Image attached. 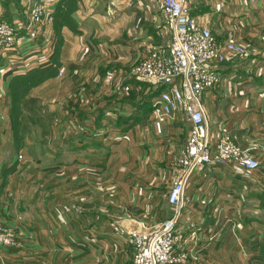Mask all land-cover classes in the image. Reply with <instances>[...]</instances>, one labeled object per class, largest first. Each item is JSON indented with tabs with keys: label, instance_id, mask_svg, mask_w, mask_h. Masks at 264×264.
Here are the masks:
<instances>
[{
	"label": "crops",
	"instance_id": "1",
	"mask_svg": "<svg viewBox=\"0 0 264 264\" xmlns=\"http://www.w3.org/2000/svg\"><path fill=\"white\" fill-rule=\"evenodd\" d=\"M31 1L12 0L7 18L0 0V21L24 19ZM184 1L214 39L247 49L212 63L220 83L202 105L212 141L225 131L261 162L192 173L175 223L184 264H264V223L240 215L244 196L264 191V0ZM161 2L59 0L48 63L21 57L35 43L22 42L10 67L0 52V222L18 241L0 264H130L129 230L175 213L167 194L190 124L175 113L158 134L159 93L129 76L138 59L168 54ZM109 73L127 74L120 94Z\"/></svg>",
	"mask_w": 264,
	"mask_h": 264
},
{
	"label": "built area",
	"instance_id": "2",
	"mask_svg": "<svg viewBox=\"0 0 264 264\" xmlns=\"http://www.w3.org/2000/svg\"><path fill=\"white\" fill-rule=\"evenodd\" d=\"M58 2L32 0L24 19L10 23L0 21V52L6 56L7 66L16 61L22 42H36L46 23L51 22ZM162 14L171 27L169 55L138 59L131 71L135 80L160 89L155 131L160 134L168 117L181 113L190 124V133L174 168L167 194V203L175 213L153 229H143L140 225L129 230L133 246L130 264H184L189 260L190 254L182 248V239L175 232V223L183 206L186 185L196 169L208 164L223 166L236 163L248 170H257L261 164L257 157L249 154V149L242 148L235 137L225 131L212 141L202 105L204 92L220 83L212 63H222L228 55L244 58L248 55L247 49L214 39L210 29L191 16L190 6L184 0H162ZM31 52L20 55L26 56ZM52 55L53 51H48L38 62L50 61ZM33 62V65H38ZM16 246V233L0 222V250Z\"/></svg>",
	"mask_w": 264,
	"mask_h": 264
},
{
	"label": "rangeland",
	"instance_id": "3",
	"mask_svg": "<svg viewBox=\"0 0 264 264\" xmlns=\"http://www.w3.org/2000/svg\"><path fill=\"white\" fill-rule=\"evenodd\" d=\"M5 1L8 2L7 5H9V7H10V8H8V11L6 12L5 16L7 18H11L12 17V0H5ZM55 8H56V6H55ZM160 9H161L160 12H161V17H162L163 21L166 24H168L166 22V20L164 19V16L162 14V2H161ZM17 11H18V13L22 12L19 10H17ZM25 11H26V9H23L22 17L25 16ZM53 14H54V11L52 13L51 21L53 20ZM2 21H4V20H2ZM5 21H8V20L5 19ZM46 39H47V41H45ZM170 43H171V41H170ZM35 44H36L35 48L32 50L31 54L29 55L30 60H32V63H34L32 55L44 56L48 51H50V52L53 51V53L55 52L54 42L49 39L45 29L42 30L41 35H39L37 37ZM52 45H53V50H52ZM169 53H170V45H169L168 54H166V55L162 54L161 56H167V55H169ZM131 70H132V68H130V70H129L130 80L135 83L136 88L140 89L142 86H146V85L152 87L147 82L135 80ZM126 76H127V74H125V73H109L108 79L111 82L110 84L112 86L113 92L120 94V92L123 91L124 87H123V84H121V83H122V79H124ZM150 90H151V88H150ZM126 94L129 95V91ZM155 102H156V99H155ZM260 194L261 193H258L256 196L252 197L250 199L251 201H248L247 200L248 197L244 196V200L242 201V203L240 205V215L243 216V218H245L247 215L248 216L252 215V217H257L258 219H260L259 223H264V194L262 193L261 196H260ZM14 232L16 233L15 230H14ZM17 243H18V241H17Z\"/></svg>",
	"mask_w": 264,
	"mask_h": 264
},
{
	"label": "trees",
	"instance_id": "4",
	"mask_svg": "<svg viewBox=\"0 0 264 264\" xmlns=\"http://www.w3.org/2000/svg\"><path fill=\"white\" fill-rule=\"evenodd\" d=\"M54 12H55V11H54ZM5 22H9V23H10V22H12V21H5ZM159 91H160V89L156 91L157 94L159 93ZM262 193L264 194V191H263ZM262 193H261V194H262ZM261 194H260V196H261ZM259 255H260V257L264 260V237H263L262 243H260Z\"/></svg>",
	"mask_w": 264,
	"mask_h": 264
}]
</instances>
